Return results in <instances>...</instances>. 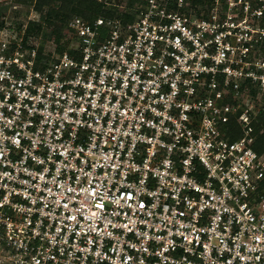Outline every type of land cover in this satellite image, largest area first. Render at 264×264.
<instances>
[{
	"label": "built area",
	"instance_id": "obj_1",
	"mask_svg": "<svg viewBox=\"0 0 264 264\" xmlns=\"http://www.w3.org/2000/svg\"><path fill=\"white\" fill-rule=\"evenodd\" d=\"M31 1L0 0V264H264V0H137L59 42L26 39Z\"/></svg>",
	"mask_w": 264,
	"mask_h": 264
},
{
	"label": "trees",
	"instance_id": "obj_2",
	"mask_svg": "<svg viewBox=\"0 0 264 264\" xmlns=\"http://www.w3.org/2000/svg\"><path fill=\"white\" fill-rule=\"evenodd\" d=\"M16 2L29 3L28 0H15ZM137 0H113L116 7L106 6L96 0H34L33 8L40 14L41 23L29 22L26 28V39L30 37H42V39L55 38L59 42L66 31L67 22L75 15L82 16L87 20L97 17L113 18L119 13L118 6L131 7ZM8 7H0V29L4 26V17ZM80 11V13H78ZM125 21H130L129 17ZM22 24H19L21 28ZM42 49V46L39 47ZM39 50V51H40ZM40 53V52H39ZM255 125L256 143L254 149L264 152V108L256 117Z\"/></svg>",
	"mask_w": 264,
	"mask_h": 264
},
{
	"label": "rangeland",
	"instance_id": "obj_3",
	"mask_svg": "<svg viewBox=\"0 0 264 264\" xmlns=\"http://www.w3.org/2000/svg\"><path fill=\"white\" fill-rule=\"evenodd\" d=\"M78 13H80V11Z\"/></svg>",
	"mask_w": 264,
	"mask_h": 264
}]
</instances>
